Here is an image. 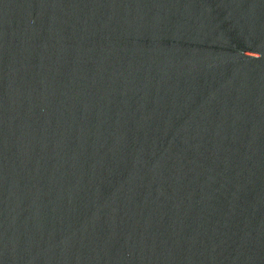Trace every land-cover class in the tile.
Masks as SVG:
<instances>
[{
  "label": "water",
  "instance_id": "obj_1",
  "mask_svg": "<svg viewBox=\"0 0 264 264\" xmlns=\"http://www.w3.org/2000/svg\"><path fill=\"white\" fill-rule=\"evenodd\" d=\"M0 264H264V0H0Z\"/></svg>",
  "mask_w": 264,
  "mask_h": 264
}]
</instances>
